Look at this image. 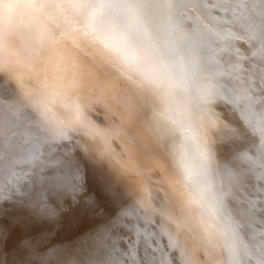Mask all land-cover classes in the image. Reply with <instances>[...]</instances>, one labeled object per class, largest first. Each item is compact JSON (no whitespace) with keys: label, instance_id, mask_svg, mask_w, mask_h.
<instances>
[{"label":"snow or ice","instance_id":"obj_1","mask_svg":"<svg viewBox=\"0 0 264 264\" xmlns=\"http://www.w3.org/2000/svg\"><path fill=\"white\" fill-rule=\"evenodd\" d=\"M159 3L165 13L175 11L173 31L191 27L210 41L205 55L213 61L209 72L214 87L198 95L195 124L170 110L184 142L171 148L164 144L192 200L204 209L200 219L193 227L165 197L156 200L147 191L125 199L117 180L103 173L94 178L95 188L90 186L79 158L81 147L89 151L85 137L95 140L117 130L101 129L92 118L94 108L84 100L75 106L74 121H56L70 127L50 142L55 164H41L0 187V213L11 208L34 224L50 226L48 235L41 229L19 238L0 230V264H100L109 248L118 254L130 251L133 264H264V0ZM140 4L139 0H0V18L22 8L38 17L54 8L63 16L64 34L82 29L106 46L115 41L121 47L113 51L127 61L135 57V49L114 18L122 16L138 36L147 34ZM157 51L161 59L172 58L167 49ZM9 88L16 92L15 102L29 94L22 74L7 71L0 63V92ZM15 102L0 94V118L4 104L13 108ZM152 122L158 133L172 135L154 114ZM236 159L245 162L243 184L226 186L221 170L234 175L231 166ZM98 163L102 165V159ZM253 167L261 169L255 182L249 175ZM133 210L150 214L143 221L137 217L136 223L152 233H157L162 220L169 222L171 232L142 244L128 228ZM123 264H128L127 258Z\"/></svg>","mask_w":264,"mask_h":264},{"label":"bare ground","instance_id":"obj_2","mask_svg":"<svg viewBox=\"0 0 264 264\" xmlns=\"http://www.w3.org/2000/svg\"><path fill=\"white\" fill-rule=\"evenodd\" d=\"M139 2L147 34L138 36L122 16L114 18L135 49V57L127 61L113 51L121 47L115 41L106 46L82 29L64 34L63 16L54 8L45 9L38 17L22 8L13 10L7 19L0 18V63L7 71L22 74L29 93L15 102L13 89L0 92L15 102L13 108L4 104L5 113L0 118V187L38 170L41 164H55L50 157V142L70 127L56 121H74L76 104L86 100L94 108L91 115L101 129L117 130L95 140L85 137L89 151L81 147L79 158L90 186L95 188L94 178L103 173L117 180L126 193L125 199L144 191L156 200L165 197L194 227L204 209L192 200L164 144L171 148L173 143L179 146L184 142L170 110H175L178 117H189L195 124L198 95L214 87V77L209 72L213 61L205 55L210 41L191 27L173 31L176 13H165L159 0ZM157 49H167L172 58L161 59ZM153 114L171 136L155 130ZM53 115L56 120L51 119ZM221 154L226 155L222 146ZM101 159L102 165L98 163ZM244 165L234 160V175L221 170L226 186L243 184ZM260 173L258 167L249 170L253 182ZM149 216L133 210L129 218L132 222L128 228L142 244H151L171 232L167 220H162L156 234L136 223L137 217L143 221ZM48 227L34 224L19 211L13 214L11 208L0 213V230L15 238L41 229L48 235ZM108 252L100 264H123V258L133 264L130 251L118 254L109 248Z\"/></svg>","mask_w":264,"mask_h":264},{"label":"rangeland","instance_id":"obj_3","mask_svg":"<svg viewBox=\"0 0 264 264\" xmlns=\"http://www.w3.org/2000/svg\"><path fill=\"white\" fill-rule=\"evenodd\" d=\"M255 182V181H254Z\"/></svg>","mask_w":264,"mask_h":264}]
</instances>
